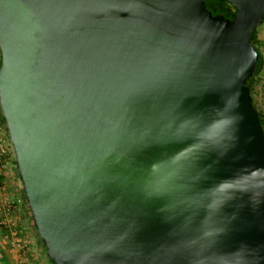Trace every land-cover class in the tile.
Here are the masks:
<instances>
[{"label":"water","instance_id":"water-1","mask_svg":"<svg viewBox=\"0 0 264 264\" xmlns=\"http://www.w3.org/2000/svg\"><path fill=\"white\" fill-rule=\"evenodd\" d=\"M0 0V109L51 264H264V0Z\"/></svg>","mask_w":264,"mask_h":264},{"label":"rangeland","instance_id":"rangeland-1","mask_svg":"<svg viewBox=\"0 0 264 264\" xmlns=\"http://www.w3.org/2000/svg\"><path fill=\"white\" fill-rule=\"evenodd\" d=\"M252 42L264 59V23ZM1 64V53H0ZM253 103L264 117V63L251 83ZM0 264H51L34 226L16 171L15 152L0 109Z\"/></svg>","mask_w":264,"mask_h":264},{"label":"trees","instance_id":"trees-1","mask_svg":"<svg viewBox=\"0 0 264 264\" xmlns=\"http://www.w3.org/2000/svg\"><path fill=\"white\" fill-rule=\"evenodd\" d=\"M207 3H208V6L213 10L214 13H223L228 17H233L235 14V7L233 5H231L226 0H208ZM256 32H257V30L253 31L252 39H253V36L255 35ZM258 50H259V48H258ZM263 63H264V59H263V55L260 51V59H259L258 65H257V71H256L255 76L260 73L262 66H263ZM254 77H252L250 79V81L248 82V84L250 85V89H251V83H252V80ZM260 115H261V113H260ZM261 121H262V124L264 126L263 115H261Z\"/></svg>","mask_w":264,"mask_h":264}]
</instances>
